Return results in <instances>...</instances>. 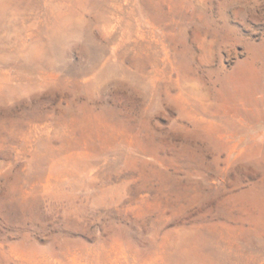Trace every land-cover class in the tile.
I'll return each instance as SVG.
<instances>
[{"label":"rangeland","instance_id":"obj_1","mask_svg":"<svg viewBox=\"0 0 264 264\" xmlns=\"http://www.w3.org/2000/svg\"><path fill=\"white\" fill-rule=\"evenodd\" d=\"M0 264H264V0H0Z\"/></svg>","mask_w":264,"mask_h":264}]
</instances>
